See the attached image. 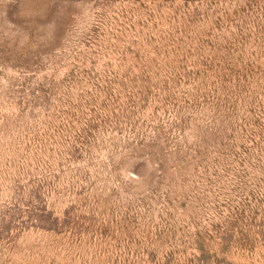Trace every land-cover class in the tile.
Returning <instances> with one entry per match:
<instances>
[{"label":"rangeland","instance_id":"1","mask_svg":"<svg viewBox=\"0 0 264 264\" xmlns=\"http://www.w3.org/2000/svg\"><path fill=\"white\" fill-rule=\"evenodd\" d=\"M0 264H264V0H0Z\"/></svg>","mask_w":264,"mask_h":264}]
</instances>
